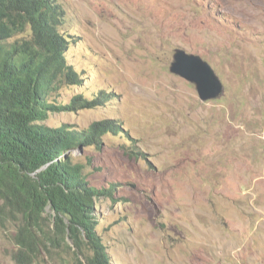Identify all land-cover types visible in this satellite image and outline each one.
<instances>
[{
    "label": "rangeland",
    "instance_id": "obj_1",
    "mask_svg": "<svg viewBox=\"0 0 264 264\" xmlns=\"http://www.w3.org/2000/svg\"><path fill=\"white\" fill-rule=\"evenodd\" d=\"M60 1L82 81L55 104L114 94L46 122L122 126L74 153L93 186L114 188L97 202L113 264H264V0ZM178 47L212 65L220 97L170 71ZM15 231L0 227V264H23ZM32 264L81 263L55 247Z\"/></svg>",
    "mask_w": 264,
    "mask_h": 264
},
{
    "label": "trees",
    "instance_id": "obj_2",
    "mask_svg": "<svg viewBox=\"0 0 264 264\" xmlns=\"http://www.w3.org/2000/svg\"><path fill=\"white\" fill-rule=\"evenodd\" d=\"M68 12L60 0H0V227L16 225L17 260L32 264L62 248L81 264H113L98 232L97 202L113 187L93 186L75 156L120 134L115 118L87 128L46 121L59 110L98 107L113 92L55 104L63 85L80 84L68 60Z\"/></svg>",
    "mask_w": 264,
    "mask_h": 264
},
{
    "label": "water",
    "instance_id": "obj_3",
    "mask_svg": "<svg viewBox=\"0 0 264 264\" xmlns=\"http://www.w3.org/2000/svg\"><path fill=\"white\" fill-rule=\"evenodd\" d=\"M170 71L193 83L203 101L216 99L224 92V84L212 65L184 48H176Z\"/></svg>",
    "mask_w": 264,
    "mask_h": 264
}]
</instances>
